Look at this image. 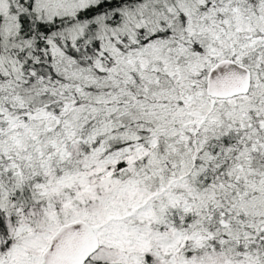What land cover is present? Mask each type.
Returning <instances> with one entry per match:
<instances>
[{"label":"snow or ice","instance_id":"snow-or-ice-1","mask_svg":"<svg viewBox=\"0 0 264 264\" xmlns=\"http://www.w3.org/2000/svg\"><path fill=\"white\" fill-rule=\"evenodd\" d=\"M0 264H264V0H0Z\"/></svg>","mask_w":264,"mask_h":264}]
</instances>
